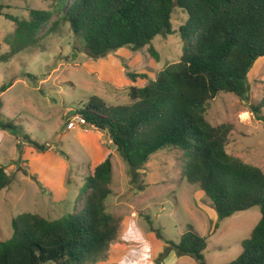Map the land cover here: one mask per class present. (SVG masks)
<instances>
[{"label":"trees","instance_id":"1","mask_svg":"<svg viewBox=\"0 0 264 264\" xmlns=\"http://www.w3.org/2000/svg\"><path fill=\"white\" fill-rule=\"evenodd\" d=\"M46 1L45 9L29 6L28 16L20 17L7 12L9 5L0 0V16L15 25L4 38L9 49L0 56L1 62L9 63L37 46L61 23L82 37L87 53L95 58L128 47L134 52L147 49L159 62L154 39L177 32L172 23L176 7L187 13L179 28L180 60L154 77L128 71L130 103L109 105L92 97L77 112L87 125L109 133L116 150L134 170L143 168L165 147L183 150V176L213 202L220 220L259 206L261 218L242 242V253L224 264H264V170L227 149L230 124L215 125L206 116V104L222 93L235 94L256 116L262 113L264 96L259 104L249 103L247 77L264 56V0ZM12 85H2L0 95ZM1 107L0 97V127L13 132L21 129L15 121L2 119ZM22 137L38 152L48 150L47 143L30 134ZM112 178V155L103 162H89L82 189L84 206L78 212L54 220L33 212L14 217L13 234L0 238V264H89L97 260L109 250L120 227L106 205ZM9 183L6 167L0 163V193ZM174 247L181 256L208 264L204 256L208 239L197 230L184 233Z\"/></svg>","mask_w":264,"mask_h":264},{"label":"rangeland","instance_id":"2","mask_svg":"<svg viewBox=\"0 0 264 264\" xmlns=\"http://www.w3.org/2000/svg\"><path fill=\"white\" fill-rule=\"evenodd\" d=\"M4 3L9 5L7 12L20 17L28 16L29 6L48 7L46 0ZM187 18V13L176 7L172 23L177 32L154 39L159 62L147 49L134 52L128 47L103 58L90 56L82 37L66 23L9 63L0 61V87L13 84L0 95L1 117L21 128L13 132L0 127V163L10 178L9 186L0 193V238L13 234L12 220L21 213H38L54 220L78 212L84 206L82 189L89 162H103L112 155V194L106 205L120 227L109 250L89 264H200L194 257L181 256L174 247L192 228L208 239L204 251L208 264H224L242 253V242L261 218L260 207L220 220L213 202L183 176V150L165 147L143 168L134 170L107 131L80 124L79 119L73 129L68 128V123L80 116L77 110L92 97L109 105L130 103L128 71L154 77L180 60L183 43L179 28ZM14 29L11 20L0 16V56L8 51L4 38ZM247 83L249 103L259 104L264 96V56L255 62ZM206 107L213 124L231 125L227 149L264 170V108L256 116L233 93L220 94ZM26 133L47 143L48 150L41 153L34 149L23 139Z\"/></svg>","mask_w":264,"mask_h":264},{"label":"built area","instance_id":"3","mask_svg":"<svg viewBox=\"0 0 264 264\" xmlns=\"http://www.w3.org/2000/svg\"><path fill=\"white\" fill-rule=\"evenodd\" d=\"M79 119L80 121V124H86V121L85 119L80 115V116H75L73 118V120H71L69 123H68V128L69 129H73L75 127V125L77 124V120Z\"/></svg>","mask_w":264,"mask_h":264}]
</instances>
